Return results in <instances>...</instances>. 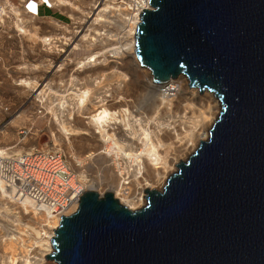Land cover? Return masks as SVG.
<instances>
[{"label":"water","instance_id":"water-1","mask_svg":"<svg viewBox=\"0 0 264 264\" xmlns=\"http://www.w3.org/2000/svg\"><path fill=\"white\" fill-rule=\"evenodd\" d=\"M135 56L182 75L220 112L205 141L138 210L86 191L62 216L57 264H264V0H148Z\"/></svg>","mask_w":264,"mask_h":264},{"label":"rangeland","instance_id":"rangeland-1","mask_svg":"<svg viewBox=\"0 0 264 264\" xmlns=\"http://www.w3.org/2000/svg\"><path fill=\"white\" fill-rule=\"evenodd\" d=\"M33 1L38 5L36 14L26 10L27 0H0V150L60 151L75 182L86 191L90 189L103 196L128 181L134 196L139 190L133 178L135 160L108 151L110 142H103L88 123L87 110L78 105L77 94L85 86L93 88L102 76L112 79L118 72L130 79L128 86L135 89L133 96L141 94L136 86L149 77L135 68L131 55L123 59L108 53L107 57L114 61L108 64L101 62V58L89 61L88 57L103 51L108 42L116 47L128 40L129 20L140 9L135 3L144 0H65L64 3L48 0V6L42 0ZM83 34L87 37L81 38ZM44 38H50V42ZM79 61L83 63L81 66ZM114 87L109 83L106 100H111L109 91ZM132 100L130 108L135 114L139 98ZM145 116L136 118L144 120ZM132 121L138 127L135 119ZM61 124L69 131L64 132ZM117 126L118 141L138 153L141 149L138 141L130 147L122 138L125 128ZM148 130L152 143L158 144V130L151 125ZM89 153L91 156H87ZM176 154L170 152L169 158ZM144 176L151 182L148 173ZM156 190L160 191L161 187ZM137 203L135 200L134 204ZM43 221L28 206L25 209L14 203L10 195L0 192V264H7V256L15 258L18 251L25 253L26 250L20 249L19 238L29 247L32 240L36 241L35 230H39ZM27 229L33 231L32 237L27 236ZM8 246L11 248L7 249ZM43 253L39 252V256Z\"/></svg>","mask_w":264,"mask_h":264},{"label":"bare ground","instance_id":"bare-ground-1","mask_svg":"<svg viewBox=\"0 0 264 264\" xmlns=\"http://www.w3.org/2000/svg\"><path fill=\"white\" fill-rule=\"evenodd\" d=\"M57 1L59 3L65 2V0ZM135 5L139 6L140 9H137L129 20L128 35H126L130 36L128 40L116 47H111L110 42H108L104 44L103 51L89 56L88 60L101 58V62L108 64L113 61V59L111 60L107 57L108 53H110L111 57L117 58L121 56L123 59L131 55L135 68L138 71L146 73L149 77L146 82L141 81L139 82V86H136V88L140 87L141 94L138 95V93L136 96H133L135 89L129 88L128 82L130 79L123 72L114 74L112 79H106V76H102L93 88L85 86L77 94L78 105L87 110L86 118L88 119V123L94 127L103 142H110L108 151L111 150L116 155L121 154L135 160L136 167L133 171V178L139 188L137 193L133 196L131 187L124 186L123 184H119L117 188L110 191L121 205L127 206L131 210H138L146 204V190L148 192L152 190L157 191L156 189H159V187L162 190L163 184L166 182L164 179L172 174V172L177 171L175 165L179 161H183V158L188 154L194 152L200 141L207 139L208 131L216 120L221 106L218 98L212 93L203 90L199 94L200 91L197 88L190 87L188 79L182 75L156 83L152 80L150 71L140 66L135 56V31L140 21L139 16L142 10L148 9L149 5L148 0L140 1V4L135 3ZM31 7V11L33 10V13H36L34 2ZM98 7L99 5L94 8ZM100 12L101 10H99ZM99 13L96 15V18L99 16ZM20 29L23 31L22 28ZM86 37V34L81 36V38ZM43 40L50 42V38H44ZM78 64L81 66L83 63L79 61ZM116 68L118 69V67ZM109 83H113L115 87L112 92L109 91L112 98L108 101L105 97ZM135 97L136 99L139 98L140 105L137 108V113L133 114L130 104L134 103L132 98ZM77 114H80V111ZM143 114L144 116L145 114H149V116H145L144 120L141 117L136 118V116ZM134 119L139 128L132 125L131 121ZM118 124L125 128V136L122 138L131 144L130 147L135 140L138 141L141 148L138 153H134L128 145L118 141V138L115 136ZM148 125L158 130L160 134L158 144L152 143ZM61 128L64 132L69 131L63 124H61ZM118 135L121 136V134ZM164 141L168 143L166 144ZM159 148H162L163 151L161 152ZM2 151L6 150H0V153ZM174 151L178 154L173 158H169L170 152L173 153ZM163 152L165 153L164 155ZM91 154L89 153L87 156H91ZM146 173H148L151 182L145 178L144 175ZM125 183L129 184V182ZM83 190L86 192L85 189ZM88 191L92 190L89 189ZM0 192L4 193L1 185ZM138 194L140 196L136 197ZM135 200H139V203L136 205L134 204ZM26 204L22 203L23 206H26ZM76 206H78V203L71 208L69 213L75 211ZM6 211L8 212V210ZM59 222L51 220L49 225L52 227V231L46 232L48 238L36 242L38 245H43L44 243V247H42V252L44 253L36 264H57L54 260L47 259L46 256L53 252L51 239ZM35 233L39 236L40 231L35 230ZM12 239L10 238L9 240ZM19 239L20 249L26 250L27 246L24 245L23 240H21L22 238ZM10 248L9 246L7 247V249ZM7 259V264H16L12 256H7ZM21 264H30V262L24 259Z\"/></svg>","mask_w":264,"mask_h":264},{"label":"built area","instance_id":"built-area-1","mask_svg":"<svg viewBox=\"0 0 264 264\" xmlns=\"http://www.w3.org/2000/svg\"><path fill=\"white\" fill-rule=\"evenodd\" d=\"M27 1L26 10L33 13L31 6L34 2L37 13L36 1ZM42 1L47 5V0ZM124 183V186L128 185ZM0 185L14 203L18 205L27 203L26 206H22L25 208L28 206L33 213L41 215L44 219L37 230L40 231L39 236L34 237L36 241L32 240L25 253L18 251L13 258L16 264L19 263L18 260L22 263L24 259H27L30 264H36L40 259L39 252H42L44 247V243L38 245L36 242L48 238L46 232L52 231L49 225L51 220L60 221L62 216L72 213L69 211L79 202L84 188L75 182L73 174L66 165L64 155L55 150H36L29 153L2 151L0 153ZM139 196L138 194L136 197ZM26 233L27 236L32 237L33 231L27 229Z\"/></svg>","mask_w":264,"mask_h":264}]
</instances>
